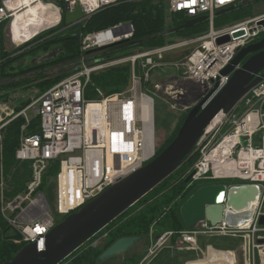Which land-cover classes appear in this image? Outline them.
I'll return each instance as SVG.
<instances>
[{"label":"built area","instance_id":"1","mask_svg":"<svg viewBox=\"0 0 264 264\" xmlns=\"http://www.w3.org/2000/svg\"><path fill=\"white\" fill-rule=\"evenodd\" d=\"M120 1L34 0L32 5L38 2L53 5L59 11L60 21L39 30L32 38L25 40L27 42L20 44L15 39L13 25L17 13L28 5H22L17 0H2L0 24L10 21V41L15 46H23L60 28L67 4L71 10L79 5L83 20H90ZM164 1L168 20L179 14L187 18V22L207 17V21L201 23L208 24L207 30L198 35L171 39L161 47L145 49L113 61L103 63L93 59V66L49 88L20 111L10 110L6 105L0 107V141L3 140V129L19 117L26 120L22 131L26 129L31 122L27 117L29 110L33 109L40 120V132L34 136L22 135L16 152L19 162L31 163V176L24 192L9 198L3 168L0 173V213L21 236L22 239L15 241L16 244H36L39 252L44 251L47 235L58 224L157 156L154 101L149 93L154 92L170 101L175 109L178 101L194 96L195 91L200 97L194 104L184 107L188 114L210 93L217 95L227 86L231 76H224L222 72L240 50L264 37V26L261 25L264 14L218 28L216 24L219 11L232 7L238 9L261 0ZM17 2L19 5L14 7ZM105 33L117 36L114 40L100 41ZM134 33V25L119 24L90 34L85 38L82 55L93 49L132 41ZM224 37H229L230 41L219 45L218 40ZM190 48L195 50L180 54L186 55L182 61L170 60L177 51ZM126 64L131 66L128 90L105 98L86 99V87L92 73ZM169 67L181 70L183 80L192 83L198 90H174L170 86L163 95V83L156 84L152 90L144 88L151 74ZM146 109L150 110V121L144 118ZM193 156L198 159L186 174L189 177L196 172L192 183L239 181L240 184L224 185L227 190L244 186L256 188L254 207L236 211L227 207L225 198L222 201L225 219L221 224L212 226L204 221L195 229L166 232L156 240L150 255L164 247L173 236H178L186 249L195 251L199 249V236L216 235L242 239L246 243V263L264 264V225H261L264 218V80L252 88L230 114L222 113L221 119L205 131ZM56 164L59 165L56 178L51 180L52 184L44 187L46 174ZM53 187H56L54 211L48 200V193ZM230 217H234L233 222Z\"/></svg>","mask_w":264,"mask_h":264},{"label":"trees","instance_id":"2","mask_svg":"<svg viewBox=\"0 0 264 264\" xmlns=\"http://www.w3.org/2000/svg\"><path fill=\"white\" fill-rule=\"evenodd\" d=\"M1 2L2 0H0V5ZM244 6L238 9L240 10ZM238 11L236 10L237 13ZM236 12L218 17L216 22L220 19H226L227 24L241 21L242 16H238ZM166 20L167 8L164 0H121L118 5L104 9L94 15L86 25H84L85 23L78 24L57 35L47 39L45 38L43 40L45 43L31 52H36L37 50L46 48L47 45H53L55 43L63 44V46L58 59L54 63L45 64L39 68H34L28 64V61L26 62V56L31 52L15 57L13 56L14 53L8 51L7 43L10 41L8 29L10 21H5L0 24V94L12 92L29 86L33 82L49 78L50 75L56 72L50 71L54 66L67 63L77 65L83 56L81 44L85 36L87 37L93 33L106 31L119 24L134 25L135 33L132 41L136 42L140 47L144 49L161 47L167 42L165 36ZM186 23L187 18L183 15H174L172 17L171 28H177ZM66 27L64 17L59 30L61 31ZM206 30L207 27L205 24H199L177 33L176 36L188 37L198 35ZM48 34H56V31L53 30L51 33H45L36 39V41L46 37ZM18 62H21V65H17L16 67ZM78 66L80 65L78 64ZM65 69L67 67L58 70V72L64 71ZM130 85L131 66L129 64L92 73L86 87V99L95 100L122 93L128 90ZM185 118L186 116L182 117L181 125ZM25 125L26 120L23 117H19L10 122L2 131L3 140L0 141V173L1 168H3V173L9 186L7 192L9 198L23 193L31 176V163L19 162L16 159V152L20 146L22 135L34 136L40 132V120L36 117L22 131ZM180 127H178L172 137L157 151V156L176 138ZM197 159L198 157L193 155L187 157L182 162L180 168L170 178L160 184L62 264H98L99 257L121 238L150 237L154 231L159 232L158 234L160 235L158 236H161L167 231L176 232L184 229L185 226L180 215L181 206L200 187L209 185L208 182H186L188 178L186 174L194 166ZM58 171V164L48 171L45 176L44 187L48 185L47 178H50L51 182V180L56 178ZM184 174L185 177L182 176ZM177 176H182L183 178L177 185L171 183V180ZM102 236L103 239L100 245L95 246L94 242L98 241ZM21 239V236L9 226L0 213V264L12 261L26 247L23 243H15V241ZM172 241H179L181 243L178 236L173 237ZM118 258H112L103 264H139L135 259H125L121 263H118Z\"/></svg>","mask_w":264,"mask_h":264},{"label":"water","instance_id":"3","mask_svg":"<svg viewBox=\"0 0 264 264\" xmlns=\"http://www.w3.org/2000/svg\"><path fill=\"white\" fill-rule=\"evenodd\" d=\"M236 9L232 7L221 10L217 13V17L234 12ZM64 17L66 26L72 27L83 20V13L79 5L71 10L70 5L67 4ZM207 19L202 17L188 21L170 30L169 34H177L195 27ZM261 25L264 26V22ZM229 41V37H224L218 40V44ZM137 45L134 41H123L112 46L93 49L88 51L78 64ZM73 64L57 65L50 71H58ZM222 74L231 76L227 86L217 95L210 93L189 111L176 138L162 153L137 172L106 190L81 211L58 224L47 235L44 251L39 252L36 244H30L24 247L12 261L5 264H62L170 178L180 168L182 162L193 155L197 143L215 119L222 113L230 114L246 94L264 80V38L240 50ZM195 173L187 178V183L192 181ZM256 197L257 189L254 187L244 186L227 190L223 184H209L200 187L191 195L181 206L180 215L186 229H195L204 221L216 226L225 219L223 199L226 198L228 208L239 211L248 208ZM230 218L233 222L234 217ZM261 225H264V218L261 219ZM159 238L160 236H157L156 240ZM142 239L141 237L119 239L99 257L98 264L123 256L134 249Z\"/></svg>","mask_w":264,"mask_h":264},{"label":"rangeland","instance_id":"4","mask_svg":"<svg viewBox=\"0 0 264 264\" xmlns=\"http://www.w3.org/2000/svg\"><path fill=\"white\" fill-rule=\"evenodd\" d=\"M237 11L239 9H236ZM236 10L234 12H236ZM233 13V12H232ZM231 13V14H232ZM237 13V12H236ZM264 14V0H261L259 2H253L247 4V6H244L241 8L237 15L242 16V20L253 18L258 15ZM89 20H82V22L78 23L86 25ZM76 24V25H78ZM217 28L227 24L226 19H220L216 22ZM74 25V26H76ZM207 27V23H205ZM220 25V26H219ZM72 26V27H74ZM72 27H66L65 29H62L61 31L56 29V34H48L46 37L40 39L39 41H32L26 45L23 46H15L12 41H8L7 43V49L10 53H14L13 56H21L27 52H31L38 46L45 43V38H49L51 36L57 35L60 32H64ZM172 27V20H166V41H169L171 39L180 38L179 36H176V34H169V31L175 28ZM9 34H10V25H9ZM53 31V30H52ZM47 32V33H51ZM86 36L83 38L82 41V47L84 46ZM63 44L55 43L53 45H47L46 48L37 50L36 52H31L26 56V62L28 61L29 65H32L34 68H39L41 66H44L45 64L54 63L60 53L61 48ZM145 50L144 48L140 47L139 45L129 47L108 55H104L98 58L101 62H108L113 61L119 58H124L127 56H130L134 53H137L139 51ZM195 48L190 49H183L179 50L170 60L175 62H180L182 59L186 57L181 56L182 54L189 53L191 51H194ZM82 51V49H81ZM83 52V51H82ZM181 54V55H180ZM85 56H82V59ZM22 62V61H21ZM21 62H18L17 65H21ZM95 61L89 60V62H84L79 64L80 66L73 65L71 67H67L64 71L61 72H54V74L50 75L49 78L45 80H39L36 82H33L31 85L22 87L21 89H17L12 92L8 93H1L0 94V105L4 106L6 105L10 110H16L20 111L27 103H30L32 100L39 97L43 92H45L47 89L57 85L58 83L62 82L66 78H68L71 75H74L78 72L84 71L85 68H89L93 66ZM106 71V70H104ZM158 83H163L164 90L162 91V94L165 95V91L170 86L174 87V90H181L187 89V90H198V88L193 85L190 82H186L183 80L182 71L178 70L176 68H161L157 71H155L153 74H151L149 80L145 82L144 88L147 90H152L154 86ZM196 92L194 91V96H188L187 99H184L183 101H178V105L175 109H173V105L170 101L167 102V100H164L162 97H160L158 94L152 92L149 93L150 97L154 101V128H155V147L156 151H159V149L166 143L167 140H169L172 135L175 133V131L180 127V122L182 117L187 116L186 112L184 110L185 106H190L195 103V101L200 97V95H196ZM1 106V107H2ZM9 111V110H8ZM5 117V115H3ZM27 117L30 121H33L36 119V114L34 110H29L27 112ZM5 119V118H4ZM226 129H224V132ZM182 172V171H181ZM182 174V173H181ZM185 177V174L182 175ZM182 176L174 177L171 180V183L178 184L179 181L183 178ZM47 183L50 184V178H47ZM239 181H225V182H219L215 184H225L226 186L236 185L240 184ZM48 200L51 209L54 211L55 205H56V187L52 188L48 193ZM169 232V231H167ZM159 232L154 231V233L151 234L150 238L145 237L140 241L134 249L129 251L128 253L124 254L123 256L119 257L117 262L121 263L125 259H135L136 261L141 264H185V261L191 259L190 264H193V262L200 261L198 264H202L201 262H205L207 259H210L209 264H215L214 260L219 261L221 264H246L244 261L246 259V243L242 239L239 238H233V237H221L216 235H209V236H199L198 242L200 245V249L202 252H199V254H196L193 252L194 250H189V252H186V246L181 244L179 241H172L171 237L169 241L164 245V247L159 248L156 250L155 254L150 255V250L155 245V238L160 235ZM166 233V232H165ZM163 233V234H165ZM162 234V235H163ZM177 237V236H176ZM103 236L98 239V241L94 242V245H100L102 242ZM171 246L174 248H180L183 250H173L170 249ZM232 248L235 251L228 250ZM183 251V252H181ZM227 251H231L226 253ZM235 253V255H234ZM220 254V255H218ZM150 255V256H148ZM215 255H218L217 257H213ZM186 256V257H185ZM209 256V257H208ZM145 258H148L145 260ZM184 258V259H183ZM257 258V257H256ZM214 259L213 261H211ZM258 260V258H257ZM218 263V262H217ZM216 263V264H217Z\"/></svg>","mask_w":264,"mask_h":264},{"label":"bare ground","instance_id":"5","mask_svg":"<svg viewBox=\"0 0 264 264\" xmlns=\"http://www.w3.org/2000/svg\"><path fill=\"white\" fill-rule=\"evenodd\" d=\"M17 1H20L22 5L25 3L28 5L26 9L17 13L14 21L13 31L18 44L27 42L25 40L32 38L39 30L60 21L59 11L51 4L38 2L32 5V1L34 0H27L25 3L24 0ZM18 5L19 3L17 2L16 5L14 4V7ZM100 38V41L114 40L115 35L112 33H105ZM1 106L2 105H0V107ZM144 118L149 119V121L152 120L149 109L145 110ZM220 119L221 115L215 119L211 126H214ZM249 207H254V201L248 205V208Z\"/></svg>","mask_w":264,"mask_h":264},{"label":"crops","instance_id":"6","mask_svg":"<svg viewBox=\"0 0 264 264\" xmlns=\"http://www.w3.org/2000/svg\"><path fill=\"white\" fill-rule=\"evenodd\" d=\"M150 238V237H149ZM155 241H156V238H155ZM198 247H199V249L198 250H195V251H193V252H195L196 254H199V252H202V250L200 249V245H199V242H198ZM170 249H173V250H183V249H180V248H174L173 246H171V248ZM228 250H231V251H235V250H233L232 248H230L229 247V249ZM184 251V250H183ZM183 251H181V252H183ZM231 251H227L226 253H228V252H231ZM186 252H189L188 251V249H186ZM232 253V252H231ZM218 255H220V254H218ZM218 255H215V256H213V257H217ZM234 255H235V253H234ZM186 257V256H185ZM209 257V256H208ZM146 259V258H145ZM148 259V258H147ZM146 259V260H147ZM184 259V258H183ZM210 259L211 258H209V259H207L205 262H201L202 264H209L210 263ZM214 259H212L211 261H213ZM190 261H192L191 259H189V260H187V261H185V264H190L191 262ZM245 262H246V259L244 260ZM198 262H200V261H196V262H193V264H198ZM218 262V263H217ZM214 263L216 264H221L219 261H216V259L214 260ZM142 264H143V262H142ZM247 264V263H246Z\"/></svg>","mask_w":264,"mask_h":264}]
</instances>
